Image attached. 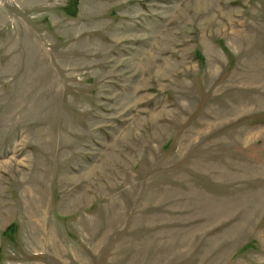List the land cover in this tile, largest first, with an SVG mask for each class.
I'll list each match as a JSON object with an SVG mask.
<instances>
[{
  "label": "rangeland",
  "instance_id": "obj_1",
  "mask_svg": "<svg viewBox=\"0 0 264 264\" xmlns=\"http://www.w3.org/2000/svg\"><path fill=\"white\" fill-rule=\"evenodd\" d=\"M69 4L0 0V264H264V0Z\"/></svg>",
  "mask_w": 264,
  "mask_h": 264
},
{
  "label": "trees",
  "instance_id": "obj_2",
  "mask_svg": "<svg viewBox=\"0 0 264 264\" xmlns=\"http://www.w3.org/2000/svg\"><path fill=\"white\" fill-rule=\"evenodd\" d=\"M78 0H70V4L69 5H67L65 8H64V10L66 11V12H68V14L69 15H74L75 13H76V10H75V8H76V2H77ZM14 227H10V228H8L5 232H3V237L4 238H8V239H12V234H13V229Z\"/></svg>",
  "mask_w": 264,
  "mask_h": 264
}]
</instances>
